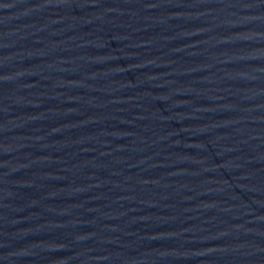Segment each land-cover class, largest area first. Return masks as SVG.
Masks as SVG:
<instances>
[{
    "label": "water",
    "instance_id": "obj_1",
    "mask_svg": "<svg viewBox=\"0 0 264 264\" xmlns=\"http://www.w3.org/2000/svg\"><path fill=\"white\" fill-rule=\"evenodd\" d=\"M0 264H264V0H0Z\"/></svg>",
    "mask_w": 264,
    "mask_h": 264
}]
</instances>
